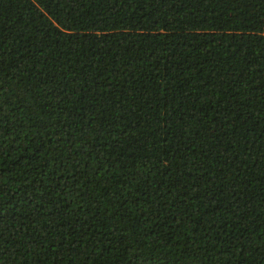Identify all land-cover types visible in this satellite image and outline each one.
I'll return each mask as SVG.
<instances>
[{
    "label": "trees",
    "instance_id": "1",
    "mask_svg": "<svg viewBox=\"0 0 264 264\" xmlns=\"http://www.w3.org/2000/svg\"><path fill=\"white\" fill-rule=\"evenodd\" d=\"M0 264H264V0H0Z\"/></svg>",
    "mask_w": 264,
    "mask_h": 264
}]
</instances>
